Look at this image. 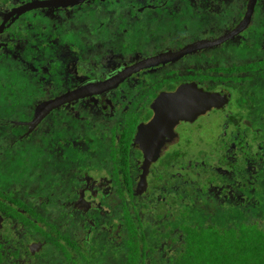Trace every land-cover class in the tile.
Here are the masks:
<instances>
[{
  "label": "flooded vegetation",
  "instance_id": "flooded-vegetation-1",
  "mask_svg": "<svg viewBox=\"0 0 264 264\" xmlns=\"http://www.w3.org/2000/svg\"><path fill=\"white\" fill-rule=\"evenodd\" d=\"M191 83L222 95L220 106L159 132L154 154L158 139L138 126L159 96ZM209 112L219 131L204 150L197 121ZM183 125L192 129L180 137ZM259 162L264 0H0V206L46 216L34 232L0 212L13 261L104 264L109 251L124 255L127 234L148 249L153 228L172 232L151 188L178 204L203 183L232 197ZM163 238L152 247L170 253Z\"/></svg>",
  "mask_w": 264,
  "mask_h": 264
},
{
  "label": "trees",
  "instance_id": "trees-1",
  "mask_svg": "<svg viewBox=\"0 0 264 264\" xmlns=\"http://www.w3.org/2000/svg\"><path fill=\"white\" fill-rule=\"evenodd\" d=\"M263 167L264 162H259L258 169L253 168L255 173L251 174L250 184L243 179L237 183L239 186L232 187L236 193L232 197H220L203 183L200 192H185V198L178 204L175 199L171 202L169 195L162 192L156 194L157 188H151L152 193L147 197L158 196V200L152 202L159 213L155 218L160 215L167 219H162L161 228L168 229V234L172 231L171 235L162 236L153 228V232L151 230L152 233H149L151 238H147L151 242L147 249L145 246L148 242L142 233L127 234L124 255L118 257L114 254L116 251H109L104 264H264V190L254 186L257 179L262 178ZM233 180L234 177H228L227 182ZM186 203L188 209L179 208L180 204ZM19 207L23 210L12 208L8 211L0 206V212L5 216L10 215L14 228L21 226L22 229L38 232L40 228L35 219L41 224L46 216L26 203H21ZM14 236L15 233L0 231V264H19L13 261L16 250L10 253L5 251V245L12 243L7 239ZM163 237L171 238L167 244L172 249L170 253L160 254L157 247H152ZM59 245L52 240L51 252L58 253L57 247L61 249ZM64 257L69 262L67 256ZM55 261L52 258L41 264H57ZM97 263L100 264L99 259Z\"/></svg>",
  "mask_w": 264,
  "mask_h": 264
},
{
  "label": "water",
  "instance_id": "water-1",
  "mask_svg": "<svg viewBox=\"0 0 264 264\" xmlns=\"http://www.w3.org/2000/svg\"><path fill=\"white\" fill-rule=\"evenodd\" d=\"M222 100V95L204 92L196 88L193 83L183 84L175 92L159 96L153 103V106L156 107L153 117L146 124L138 126V129L141 128L142 134L145 133L146 136L151 137L149 140L158 139L156 142L158 146H149L155 154L160 148L158 142L161 135L165 134L164 136L169 137L170 128L178 119H186L189 116L191 119L210 107H219ZM161 131L158 138V133ZM146 163L147 159H145L144 165Z\"/></svg>",
  "mask_w": 264,
  "mask_h": 264
},
{
  "label": "rangeland",
  "instance_id": "rangeland-1",
  "mask_svg": "<svg viewBox=\"0 0 264 264\" xmlns=\"http://www.w3.org/2000/svg\"><path fill=\"white\" fill-rule=\"evenodd\" d=\"M218 118L219 116H217L216 113L209 112L198 119L197 123L200 127L198 128V130H196V136L201 138L198 143L200 144V149L208 150L210 146L213 145L214 140H216L215 135L219 131V126L216 125ZM191 129V125L181 126L179 128L180 137L186 136V134H188ZM198 144H194L191 146L196 147V145Z\"/></svg>",
  "mask_w": 264,
  "mask_h": 264
}]
</instances>
